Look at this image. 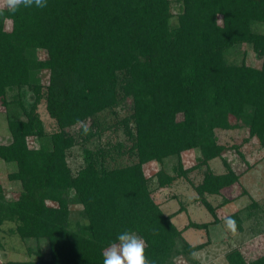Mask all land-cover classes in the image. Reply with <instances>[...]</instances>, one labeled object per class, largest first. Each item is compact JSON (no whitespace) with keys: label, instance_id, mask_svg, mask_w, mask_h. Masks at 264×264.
<instances>
[{"label":"trees","instance_id":"obj_1","mask_svg":"<svg viewBox=\"0 0 264 264\" xmlns=\"http://www.w3.org/2000/svg\"><path fill=\"white\" fill-rule=\"evenodd\" d=\"M46 3L15 12L0 7V104L13 136L12 143L0 145V159L17 164L9 179L22 186L11 200L0 183V236L5 222H14L22 239L45 243L48 252L39 251L36 260L0 264H103L104 251L119 244L124 232L145 242L149 264L191 257L205 245L184 239L155 202L154 180L145 166L159 162L157 186L169 187L176 176L166 172L167 161L198 150V168H207L192 187L213 214L206 196L239 181L224 158L217 130L237 129L242 122L264 144V33L255 29L264 23V0ZM8 19L11 31L4 27ZM245 44L262 60L260 69L230 61L231 52ZM40 51L45 59L39 58ZM44 70L49 71L48 85L42 83ZM24 87L34 94L30 110L22 97L9 98ZM128 99V115L121 121L128 139L86 149L85 164L74 174L68 151L76 138L67 130L91 119L87 134L81 126V137L101 134L100 114L122 104L125 109ZM43 100L57 123L52 133L37 113ZM21 110L24 119L18 116ZM33 137H48L49 144L33 149ZM124 156L130 163L119 165ZM217 158L227 173L210 169L209 162ZM191 170L180 162L177 177ZM72 204L81 208L76 226ZM230 219L240 229V217ZM215 222L221 221L216 217ZM189 227L204 229L208 223ZM226 259L229 264H264V255L248 260L239 248Z\"/></svg>","mask_w":264,"mask_h":264},{"label":"rangeland","instance_id":"obj_2","mask_svg":"<svg viewBox=\"0 0 264 264\" xmlns=\"http://www.w3.org/2000/svg\"><path fill=\"white\" fill-rule=\"evenodd\" d=\"M0 7L8 8L5 0H0ZM173 13H178L175 5ZM6 30L13 29L11 20L4 21ZM258 32L264 33V23L255 26ZM39 58H46V54L40 51ZM230 61L260 69L262 60L256 55L249 45H242L233 50L229 55ZM43 85L50 82L49 71L41 73ZM23 98L27 109H31L34 104V94L29 88L24 87L20 91L11 92L10 101H19ZM124 109L116 107L113 111L107 110L100 114L103 127L101 134H93L84 140L80 135L81 126L91 127L93 120L88 119L82 124H78L67 131L76 138V143L68 151V164L76 174L85 164L84 154L86 149L96 151L110 142L117 144L128 139L125 126L121 121L128 115V107L131 100L126 101ZM16 108L21 109L20 106ZM37 113L44 122L49 133L57 129L56 120L50 116L47 103L43 100L37 108ZM20 118H25L24 110L18 113ZM239 128L232 130H217L219 143L226 148L224 158L231 168L239 175L240 179L233 186L222 190L219 195H208L207 200L215 209L213 214L205 205L198 200V194L192 187V183L199 184L206 171V166L198 168L199 151L188 150L182 153L181 158L173 157L165 165V170L169 175L176 176V180L169 187H158L157 175L162 166L159 162L153 161L145 166L146 174L153 178V196L155 202L162 208L163 212L170 215L172 222L183 231V237L191 245L204 244V248L191 257H178L173 264H229L226 254L232 249H243V253L248 260H253L260 255H264V144L257 135L251 136L250 127L239 122ZM132 127V124H131ZM96 127H94L95 131ZM13 136L8 126L7 110L0 104V145L12 143ZM30 146L35 149L43 144H49V138L42 139L33 137L29 139ZM127 156L119 157V165L130 163ZM110 161V158H108ZM180 162L186 169L192 170L187 177L180 176ZM210 169L215 174L227 173V167L221 158L209 162ZM18 170L15 162L8 163L0 159V183L5 189L8 199H16L22 190L20 182L9 179V175ZM191 181V183L189 182ZM229 202H228V201ZM50 205L55 203L48 202ZM72 222L81 220L80 206L71 205ZM238 215L241 219L240 229L236 226L233 232L229 229L227 221L232 215ZM220 219V223L215 222V218ZM190 223H208V227L197 229L189 227ZM39 251L48 252L45 243L36 240H24L16 232V223L5 222L0 236V263L7 261H29L38 258Z\"/></svg>","mask_w":264,"mask_h":264},{"label":"clouds","instance_id":"obj_3","mask_svg":"<svg viewBox=\"0 0 264 264\" xmlns=\"http://www.w3.org/2000/svg\"><path fill=\"white\" fill-rule=\"evenodd\" d=\"M7 7L15 12L20 6L25 8L47 7L46 0H5ZM79 123V121H78ZM84 133H88V128H84ZM227 225L233 232L236 224L233 220H228ZM119 244L112 243L103 253V264H149L145 255V242L135 233L124 232L118 236ZM195 255V254H194Z\"/></svg>","mask_w":264,"mask_h":264}]
</instances>
